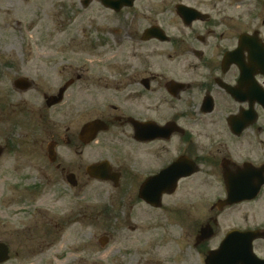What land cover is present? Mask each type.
Segmentation results:
<instances>
[{"label": "flooded vegetation", "instance_id": "obj_1", "mask_svg": "<svg viewBox=\"0 0 264 264\" xmlns=\"http://www.w3.org/2000/svg\"><path fill=\"white\" fill-rule=\"evenodd\" d=\"M37 1V19L16 22L31 34L13 45L39 67L15 76L13 89L45 103L43 134L27 142L40 177L11 186L17 205L31 208L21 219L49 236L50 217L35 216L46 191L59 201L67 189L106 183L151 208L171 203L172 216L197 210L206 256L224 243L225 255H242L236 264H264V0ZM70 96L102 97L98 114L49 128L46 110ZM92 144L108 153L83 164ZM15 149L0 141V157ZM100 163L114 181L95 178ZM0 205L3 242L13 218L4 195Z\"/></svg>", "mask_w": 264, "mask_h": 264}, {"label": "rangeland", "instance_id": "obj_2", "mask_svg": "<svg viewBox=\"0 0 264 264\" xmlns=\"http://www.w3.org/2000/svg\"><path fill=\"white\" fill-rule=\"evenodd\" d=\"M37 2L0 0V101H3L0 141L3 144L9 141L19 147L15 149L17 151L11 150L14 153L0 157V200L4 195L8 205L4 212L11 213L13 218V225L2 229L5 233L3 243L8 244L11 252V258L4 264H204L206 255L196 246L203 223L197 225L195 209L191 208L190 212L184 208L179 215L172 216L171 203L159 209L151 208L139 202L137 193L128 197L126 189H115L106 183H90L80 194L67 189L59 201L46 191L44 195L48 201L44 204L42 198L36 203L41 213H35V216L50 217L47 224L51 229L49 236H42L27 219H21L31 208L24 209L22 203L17 205L18 196H13L11 186L18 183L20 177L30 176L31 183L40 177V172L27 160V142L35 134H43L39 130L43 125L38 115L40 108L44 110L45 103L42 97L13 89L11 84L15 76L27 75L38 67L21 62L13 45L22 44L31 34L26 28L18 29L16 22L24 20L22 24L27 26L31 20H36L34 14L38 12L29 11L37 8ZM40 3L43 8L44 2L40 0ZM27 51H24L25 55ZM101 99L67 97L66 103L46 110L48 127L54 124L59 127L66 121L75 126L76 122L80 123L97 112L93 111L92 104L98 105ZM76 100L83 101L82 112L75 111ZM70 104L75 107L70 108ZM102 149L99 145H90L82 157L83 164L106 156L108 152ZM136 179L140 180V177ZM203 213H206L204 209L198 214ZM210 244L216 245L217 241L211 240ZM18 252L16 258L14 253Z\"/></svg>", "mask_w": 264, "mask_h": 264}, {"label": "water", "instance_id": "obj_3", "mask_svg": "<svg viewBox=\"0 0 264 264\" xmlns=\"http://www.w3.org/2000/svg\"><path fill=\"white\" fill-rule=\"evenodd\" d=\"M107 171H108V166L106 163H102L101 165H96L93 167V172L97 173L98 176L96 177L99 178L110 179L111 176L108 175ZM223 245L224 243L220 246L219 250L213 252L212 255L208 256L205 259L206 264H236L238 261L242 260V255H230V256L225 255L223 250ZM7 252H8L7 247L4 244H0V257H1L0 259H6ZM250 253L252 255L251 249H250Z\"/></svg>", "mask_w": 264, "mask_h": 264}]
</instances>
